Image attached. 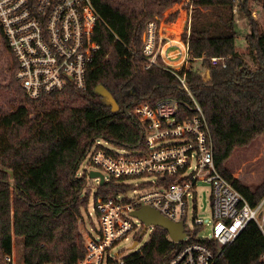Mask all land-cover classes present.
Instances as JSON below:
<instances>
[{"label":"trees","instance_id":"1","mask_svg":"<svg viewBox=\"0 0 264 264\" xmlns=\"http://www.w3.org/2000/svg\"><path fill=\"white\" fill-rule=\"evenodd\" d=\"M91 1L108 28L95 31L101 50L86 74L84 91L68 86L32 101L14 79L0 85V99L13 94L38 108L33 117L25 106L0 114V262L15 244L21 245L23 264H77L84 253L78 220L89 202V192L83 194L85 177L77 172L94 142L102 139L115 148L140 150L144 127L130 109L161 100L183 101L190 107L189 96L173 75L159 67L144 70L139 57L146 23L182 0ZM187 8L190 29L183 38L190 57L199 59V68L186 75L188 88L208 122L216 169L253 205L264 195V180L251 190L223 165L235 148L264 136V26L261 29L253 18L248 0H190ZM261 8L264 11V0ZM235 17L249 27L246 41L253 68L236 51ZM211 58L222 61L212 65ZM227 58L234 65L223 67ZM98 85L112 94L118 112L112 113L94 94ZM180 108L191 115L184 105ZM129 189L114 181L98 184L94 203ZM177 247L158 229L127 261L167 264ZM263 250L264 240L250 223L216 264H260Z\"/></svg>","mask_w":264,"mask_h":264},{"label":"built area","instance_id":"2","mask_svg":"<svg viewBox=\"0 0 264 264\" xmlns=\"http://www.w3.org/2000/svg\"><path fill=\"white\" fill-rule=\"evenodd\" d=\"M100 26L108 28L91 0H0V36L13 78L32 101L62 92L68 86L78 91L86 89V74L101 50L95 39ZM189 29V15L180 34H170L167 28L160 30L156 20L145 25L141 67H159L173 75L189 96L190 107L183 101L161 100L138 103L130 109L129 114L144 127V146L140 150L117 148L126 151L120 155L104 148L102 144L107 143L102 139L94 142L86 156L90 170L77 172V176L86 179L91 171L99 172L104 184L114 181L130 189L94 203L99 226L95 237L82 227L83 219L78 220L84 253L77 264H128L127 258L118 259V253L113 255L111 251L129 234L136 239L146 231L144 224L131 215L144 206L174 223H183L187 235L177 243L179 247L167 264H216L224 249L250 223L264 240V195L250 204L215 167L208 122L186 82L187 73L194 68L192 62H199L190 57L188 42L183 38L185 31L189 35ZM220 61L210 59L212 65ZM224 61L223 67L227 64ZM181 105L191 115L186 116ZM135 178L151 179L135 186L129 182ZM200 184L209 186L211 192L210 227L205 229L208 236L203 239L185 226L188 200L195 204ZM147 185L152 186L148 191L129 196L134 188ZM193 224L203 226L196 217ZM259 263L264 264V250ZM0 264H15L13 254L6 255Z\"/></svg>","mask_w":264,"mask_h":264},{"label":"rangeland","instance_id":"3","mask_svg":"<svg viewBox=\"0 0 264 264\" xmlns=\"http://www.w3.org/2000/svg\"><path fill=\"white\" fill-rule=\"evenodd\" d=\"M249 4L252 6L253 12L252 16L260 25L262 29L264 26V11L261 8V0H248ZM189 15V9L187 8V1L182 0L172 8L166 10L162 13L160 18H155L160 30L167 28V30H173L174 32L180 34L182 30V23L179 22L181 18ZM237 16V14L235 15ZM188 18V16H187ZM234 29L236 30L237 37L235 39L236 51L242 60L246 63L249 68H253V55L250 52L246 36L249 33L248 25L241 23L243 20H240L238 17H235ZM178 19V24L176 23ZM186 19V18H185ZM237 21V22H236ZM245 23V21H244ZM165 26V27H164ZM177 29V30H176ZM177 34V33H176ZM175 35V34H174ZM252 37V32H251ZM250 37V42H251ZM227 64L230 63L228 58L226 59ZM234 65V64H233ZM192 66L195 69L199 68V62H192ZM237 66V65H235ZM239 66V65H238ZM247 67V68H248ZM203 75L205 72L202 70ZM206 76V75H205ZM13 74L11 70V63L5 46L3 45L2 38L0 36V85L8 84L13 80ZM27 107L29 111V116L33 117L38 108L36 105H29L26 100L22 97L15 96L13 94H7L4 98L0 99V114H9L14 112L19 107ZM102 146L108 150L114 151L120 155H124L119 149L108 145L102 144ZM89 157H87L80 165L78 172H88L90 170ZM224 168L231 174L232 178L238 180L244 186H247L249 189L253 190L264 180V136H256L249 144L241 147H237L232 152L229 159L224 163ZM151 178H135L130 179L129 182L132 185H140L143 182L150 180ZM86 187L83 191L89 192V202L86 209L81 210V216L83 219V226L86 228V231L95 237V231L98 230V221L96 214L94 212V194L98 181L95 179H89L86 177ZM152 187L147 185L146 187L134 188L135 192L130 191L129 196L135 195L141 192L148 191ZM88 214L90 216H88ZM199 218L203 222V226L197 227L193 224V218ZM211 221V192L210 188L207 185L200 184L197 188V198L192 203L191 200H188L187 216L185 219L186 230L192 233H196L199 239L206 238L208 236L205 229L210 227ZM157 228L155 226L147 227L145 233L142 236L133 238V234H129L126 240H122L117 246L111 251V254L118 253L116 258H127L137 252H140L144 247L149 243L151 237L156 233ZM137 242L136 246H133V243ZM13 258L15 264H23L21 259V245H15L13 248Z\"/></svg>","mask_w":264,"mask_h":264},{"label":"water","instance_id":"4","mask_svg":"<svg viewBox=\"0 0 264 264\" xmlns=\"http://www.w3.org/2000/svg\"><path fill=\"white\" fill-rule=\"evenodd\" d=\"M94 94L100 98L101 103L110 108L112 113H116L119 111V106L112 94L108 92L102 85H98L93 90ZM90 179L98 178V184L102 186L104 184V178L102 174L99 172L91 171L89 173ZM131 215L137 218L140 222H142L145 228L149 226H155L164 230L167 233V236L173 243H179L184 237H186V232L184 231V226L182 222L174 223L164 216H162L156 210L150 208L149 206L141 207L140 209L133 211ZM145 229L141 233V236L144 234ZM137 242H134L133 246H136Z\"/></svg>","mask_w":264,"mask_h":264},{"label":"crops","instance_id":"5","mask_svg":"<svg viewBox=\"0 0 264 264\" xmlns=\"http://www.w3.org/2000/svg\"><path fill=\"white\" fill-rule=\"evenodd\" d=\"M187 16H188V15H187ZM187 16H186V17L184 16L183 18H181V19L179 20V22H183V23H184V21L187 19ZM185 18H186V19H185ZM179 22H178V19H177L176 23L178 24ZM236 22H237V21H236ZM183 23H182V25H183ZM241 23L247 25L246 22L244 23V21H242ZM182 25H181V26H182ZM176 30H177V29H176ZM169 31H170V32H174L175 29H174V31H173V30H169ZM170 34H173V33H170Z\"/></svg>","mask_w":264,"mask_h":264}]
</instances>
